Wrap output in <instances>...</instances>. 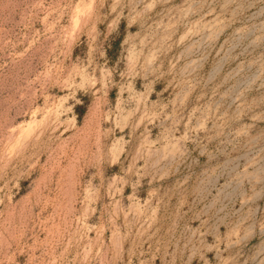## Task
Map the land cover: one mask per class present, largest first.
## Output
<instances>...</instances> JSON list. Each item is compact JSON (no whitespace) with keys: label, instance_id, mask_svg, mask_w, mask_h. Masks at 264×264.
I'll list each match as a JSON object with an SVG mask.
<instances>
[{"label":"rangeland","instance_id":"rangeland-1","mask_svg":"<svg viewBox=\"0 0 264 264\" xmlns=\"http://www.w3.org/2000/svg\"><path fill=\"white\" fill-rule=\"evenodd\" d=\"M0 264H264V0H0Z\"/></svg>","mask_w":264,"mask_h":264}]
</instances>
